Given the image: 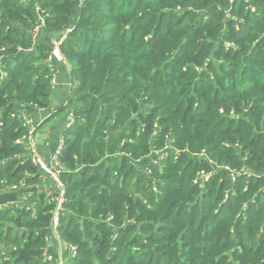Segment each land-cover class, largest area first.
Here are the masks:
<instances>
[{
  "label": "trees",
  "instance_id": "1",
  "mask_svg": "<svg viewBox=\"0 0 264 264\" xmlns=\"http://www.w3.org/2000/svg\"><path fill=\"white\" fill-rule=\"evenodd\" d=\"M52 38L58 240L22 138ZM0 264H264V0H0Z\"/></svg>",
  "mask_w": 264,
  "mask_h": 264
},
{
  "label": "crops",
  "instance_id": "2",
  "mask_svg": "<svg viewBox=\"0 0 264 264\" xmlns=\"http://www.w3.org/2000/svg\"><path fill=\"white\" fill-rule=\"evenodd\" d=\"M57 71L58 84L53 88L50 97V107L38 109L29 118V125L33 128L32 147L39 156L49 161L52 153L62 144V134L68 127L67 111L57 113L63 107L70 93L69 68L65 62L51 61ZM50 186V184H49Z\"/></svg>",
  "mask_w": 264,
  "mask_h": 264
},
{
  "label": "built area",
  "instance_id": "3",
  "mask_svg": "<svg viewBox=\"0 0 264 264\" xmlns=\"http://www.w3.org/2000/svg\"><path fill=\"white\" fill-rule=\"evenodd\" d=\"M43 25H44L43 18L40 17L38 24L34 27L33 32H32L33 39H35V37L41 33ZM59 42H60V39H57V38L51 39L50 41L51 51H50L48 60H51V61L56 60L58 62L62 61V58L58 50ZM56 82H57V77L55 76V74H52L50 77V87L52 89L55 87ZM67 118H68V126H69L73 122V115L71 112H68ZM22 138L30 146L32 163L39 168L42 175H44V177H46V179H48L49 181L50 189L48 193L52 197L53 202H54V208L52 211L51 233L57 239L58 238L57 227H58V222H59V215H60V211L62 210L65 199H66L65 198V185L60 177V169H59V165H58L59 163L57 159L61 145L56 150H54L50 160L46 161L41 156H39V154L35 150H33V147H32L33 128L31 126L27 134L23 136ZM70 248H71V251L72 250L74 251L73 247H70Z\"/></svg>",
  "mask_w": 264,
  "mask_h": 264
},
{
  "label": "rangeland",
  "instance_id": "4",
  "mask_svg": "<svg viewBox=\"0 0 264 264\" xmlns=\"http://www.w3.org/2000/svg\"><path fill=\"white\" fill-rule=\"evenodd\" d=\"M37 37H38V36H36L35 39H36ZM35 39H34V40H35ZM60 56H61V58H62V55H61V54H60ZM62 61L64 62L63 58H62ZM62 61H61V62H62ZM68 68H69V67H68ZM52 74H55V76L57 77V71L53 70V73H52ZM69 77H70V76H69ZM57 84H58V81L56 82V85H57ZM69 84H70V86L72 85V83H71L70 80H69ZM56 85H55V87H56ZM66 103H67V102H66ZM66 103H65V104H66Z\"/></svg>",
  "mask_w": 264,
  "mask_h": 264
}]
</instances>
